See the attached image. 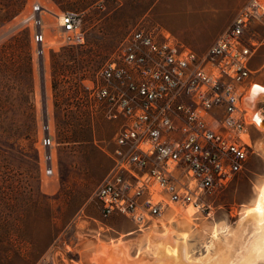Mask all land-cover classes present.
<instances>
[{
    "label": "rangeland",
    "instance_id": "rangeland-1",
    "mask_svg": "<svg viewBox=\"0 0 264 264\" xmlns=\"http://www.w3.org/2000/svg\"><path fill=\"white\" fill-rule=\"evenodd\" d=\"M21 1L18 0V5L24 8L20 15L0 29V66L5 64L8 68L7 76L0 80V192L5 191L7 185L11 187L12 215L22 217L9 228L11 246L0 244V264H43L44 261L48 262L46 264H104L103 258L97 259L98 263L96 258L105 245L128 247V258L134 262L143 258L145 262L152 261L153 254L146 251L145 236L151 231L148 228L162 223L179 236L176 220L180 217L171 215V208L192 214L193 227L186 234L190 258L196 261L205 256L213 229L236 227L245 210L254 204L262 182L256 183L264 182V147L258 151V145L264 144V127L253 115L259 131L253 130L257 141H252L253 151L246 168L211 199L212 207L207 212L170 204L163 217L150 222L141 232L123 217L100 218L98 233L88 230L87 223H79L78 232L70 229L67 226L70 219L65 218L68 214L82 211L87 215H100L93 194L103 178L97 182L98 171L91 154L95 148H105L111 135L106 136L105 127L100 131L108 120L104 118L102 107L90 100L84 87L114 59L131 32L137 29L166 31L145 22L135 24L137 9L144 7L137 0ZM35 7L40 10L35 11ZM67 11L83 17L86 33L83 46H69L63 40L58 17ZM38 19L40 26L36 25ZM92 23L97 24L91 27ZM36 31L44 34L42 44L35 42ZM39 49H42L41 55ZM41 59L47 130L43 122ZM2 70L5 71L4 67ZM257 111L264 115V98L257 104ZM46 134L51 140L49 147L43 142ZM37 158L39 169L35 165ZM48 166L53 167L52 176L46 175ZM8 177L9 180L3 182ZM21 186L26 188L23 197ZM15 198L19 201L15 202ZM52 214L56 215L54 224L50 219ZM4 230L0 227V232ZM162 231V228L158 230ZM50 245L55 249L45 253ZM2 247L12 251L9 258H5Z\"/></svg>",
    "mask_w": 264,
    "mask_h": 264
},
{
    "label": "built area",
    "instance_id": "built-area-1",
    "mask_svg": "<svg viewBox=\"0 0 264 264\" xmlns=\"http://www.w3.org/2000/svg\"><path fill=\"white\" fill-rule=\"evenodd\" d=\"M263 18L264 0H249L202 54L161 29L134 30L84 87L105 119L120 122L112 168L93 194L104 219L123 217L141 232L170 204L205 213L244 171L253 151L249 128L259 131L242 105L254 49L244 36ZM58 21L67 45L85 44L80 13ZM34 39L42 44L44 34Z\"/></svg>",
    "mask_w": 264,
    "mask_h": 264
},
{
    "label": "crops",
    "instance_id": "crops-1",
    "mask_svg": "<svg viewBox=\"0 0 264 264\" xmlns=\"http://www.w3.org/2000/svg\"><path fill=\"white\" fill-rule=\"evenodd\" d=\"M137 1L142 2L144 7L143 9L138 8L135 16L131 14L132 17H135L136 25L145 22L148 26H160L177 40L183 42L195 52L202 54L207 51L218 37L228 30L235 16L249 0ZM96 24L97 23H92L91 27H95ZM244 38L246 42L254 46V49L248 63L251 75L245 84L246 94L242 98V101L254 87L257 86L264 89V19L254 22L250 31L245 34ZM262 95L264 98V93ZM263 98L260 101H262ZM260 101H258L257 104ZM257 104L255 105V110H257ZM252 111H254L253 108ZM250 115L252 118L253 114ZM262 116L264 117V115ZM119 126V121H108L100 129L102 132L105 127V131L107 132L106 136L108 134L111 135H108V142L105 148H95L94 152L91 154V157H93L92 162L96 164L95 167L98 171L97 182L102 178L104 179L112 168V161L108 153L113 152L115 148L114 138ZM253 130L256 131L253 127L249 128V134L252 138ZM252 141L255 143L257 139L253 138ZM259 183H261L260 186H262L264 182L262 180L257 181L256 185ZM99 213V216L87 215L82 211L72 215L68 214L65 216V218L69 217L70 219L67 226L78 232V224L87 223L88 230L91 229L90 231L98 233L101 229L98 224L102 223L100 218L104 219L100 210ZM55 217V214L50 215L52 224H54ZM69 246L72 247V244H69ZM52 249H55V246H48L45 253L52 252Z\"/></svg>",
    "mask_w": 264,
    "mask_h": 264
},
{
    "label": "bare ground",
    "instance_id": "bare-ground-1",
    "mask_svg": "<svg viewBox=\"0 0 264 264\" xmlns=\"http://www.w3.org/2000/svg\"><path fill=\"white\" fill-rule=\"evenodd\" d=\"M263 93V88L254 87L242 101V105L251 108L249 114L255 115V118L264 127V117L255 110V105L263 98ZM250 117H248V121H250ZM258 147V151H260L264 144L258 145ZM169 211L171 215L180 217L179 220H176L179 223V236L162 223L160 225L156 223L157 225H154L153 228L150 227L152 229L148 228L151 231L147 232L145 236L146 251L153 254L152 261L145 262L144 258L136 262L130 260L128 247L123 248L121 245L112 246L114 248H108L105 245L96 260L103 258L104 264H264V185L260 186L253 206L245 210L243 218L236 227L230 230L219 227L213 229L211 244L206 249L207 254L196 261L190 258L186 244V234L190 233L193 227L190 219L192 214L190 215L188 211L182 214L178 208H171ZM165 215L167 216V214ZM161 228L163 231L159 233L158 230ZM138 258L140 257L138 256Z\"/></svg>",
    "mask_w": 264,
    "mask_h": 264
},
{
    "label": "trees",
    "instance_id": "trees-1",
    "mask_svg": "<svg viewBox=\"0 0 264 264\" xmlns=\"http://www.w3.org/2000/svg\"><path fill=\"white\" fill-rule=\"evenodd\" d=\"M7 2V4H1V2ZM21 3L22 1L19 0ZM16 3V4H15ZM18 5V0H0V29L4 28L8 24H10L16 17L20 15V13L23 11L24 6ZM4 67V70L3 69ZM7 66L4 64V66H0V80L3 81V76H7ZM8 72V71H7ZM36 168L39 169V161L38 158L35 162ZM9 180V177L5 179L3 182H7ZM22 189V186L20 187ZM26 188H23L21 190V197H23V194L26 195L25 190ZM11 187L7 185V188L5 191L0 192V227L5 229L3 232H0V244H7L11 246L10 242V236L11 234L8 233L9 228L12 226H15L17 223L20 222L22 217H13L11 210L14 208L12 206V194H11ZM30 191V190H29ZM15 202H18L19 199L15 198ZM8 242V243H7ZM2 251L5 252L6 256L5 258H9L12 251L10 249H6L2 247ZM1 263V262H0Z\"/></svg>",
    "mask_w": 264,
    "mask_h": 264
},
{
    "label": "water",
    "instance_id": "water-1",
    "mask_svg": "<svg viewBox=\"0 0 264 264\" xmlns=\"http://www.w3.org/2000/svg\"><path fill=\"white\" fill-rule=\"evenodd\" d=\"M10 33V32H9ZM41 52V49H39ZM40 67H41V90H42V103H43V122H44V128L45 130L48 129V118H47V111H46V91H45V86H44V69H43V60H40ZM45 137L47 138L48 135L46 134ZM47 158L50 157V152H46Z\"/></svg>",
    "mask_w": 264,
    "mask_h": 264
}]
</instances>
